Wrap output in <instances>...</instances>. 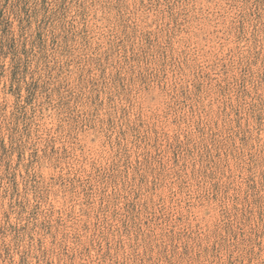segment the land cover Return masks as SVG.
I'll list each match as a JSON object with an SVG mask.
<instances>
[{
    "label": "clouds",
    "instance_id": "obj_1",
    "mask_svg": "<svg viewBox=\"0 0 264 264\" xmlns=\"http://www.w3.org/2000/svg\"><path fill=\"white\" fill-rule=\"evenodd\" d=\"M126 3L133 6V0ZM150 6L152 12L146 16L160 39L146 63L124 66L136 68L142 80L135 72L122 71L133 80H125L122 89L105 91L112 97L107 114L117 121L108 126L98 115L76 116L67 104L65 110L57 106L61 77L54 65L63 58L59 53L44 56V44L35 38V32L44 28L41 20L10 34L16 50L26 48L31 67L25 81L0 79V140L9 148L7 169L0 162V264H226L224 256L229 253L231 264L244 261L247 248L225 236L222 223H214L216 217L198 229L188 223L191 209L211 196L210 184L198 175L191 180L189 173L207 165L212 171L240 172L242 178L248 156L255 152L251 145L264 150V81L255 85L250 78L240 85L250 94L236 92L240 68L257 50L258 63L264 66V12L257 22L245 0H211L210 4L209 0H152ZM55 7V0H47L48 10ZM120 12L129 14L124 8ZM107 15L115 23L117 13ZM240 23L242 42L234 40ZM166 39L171 43L165 44ZM228 39L233 44L225 48ZM129 43L139 51L138 42ZM16 62L11 53L0 56V70ZM221 65L226 66L223 71ZM33 75L42 81L35 97L28 83ZM52 112L55 126L45 122L52 119ZM69 113L75 120L69 119ZM76 121L90 128L91 138L85 139ZM29 125L32 134L25 136L19 129ZM244 136L246 144L240 142ZM180 146L182 151L173 156ZM12 172L16 191L9 207L7 177ZM165 188L170 203L162 198ZM137 192L142 217L121 229V205ZM173 205L184 206L183 221H175ZM76 208L94 213L97 226L81 230L85 221ZM5 213L9 219H4ZM64 216L69 220L57 223ZM164 216L172 222L166 221L165 226L156 221L159 232L143 226V219ZM41 221L47 227L42 228ZM181 241L186 254L180 247L173 248ZM213 242L215 250L210 248Z\"/></svg>",
    "mask_w": 264,
    "mask_h": 264
},
{
    "label": "rangeland",
    "instance_id": "obj_2",
    "mask_svg": "<svg viewBox=\"0 0 264 264\" xmlns=\"http://www.w3.org/2000/svg\"><path fill=\"white\" fill-rule=\"evenodd\" d=\"M210 3L211 0H209ZM245 3L249 5L253 19L258 22L260 14L264 12V0H245ZM55 4L54 10H48L47 0H0V56L11 53L17 58V62L12 68L0 70V79L7 81L10 76L13 83L18 80H26L31 67L26 62V48L16 50V42L10 34L18 32L24 24L32 25L35 19H39L44 23V28L35 32V38L43 42L44 56L59 53V56L63 58L61 64L54 65V68L58 67V75L61 77V82L58 85L61 91L57 94L60 97L57 99V106L61 110H65L64 106L67 104L76 116H79L81 112L98 115L105 121V126L117 123L111 115L107 114L106 110V105L110 106L112 97H108L104 93L110 87L122 89L125 80L129 82L133 80L130 75H121L122 71L135 72L138 78L143 79V74L136 68L125 69L124 66L130 62L133 65L142 66L153 54V49L160 39L159 32L153 27L154 22L148 21L146 16L147 13L152 12L150 6L152 0H149L148 5H145L144 0H139L138 4L136 0H133L132 7L128 6L126 0H117L115 4L111 3V0H55ZM42 8L45 9L44 12L41 11ZM121 8H124L129 14L121 13ZM113 11L117 13L115 23L107 15ZM109 24H112V27H109ZM237 27L240 31L234 40L242 42L243 24L240 23ZM252 27L255 29L256 24H253ZM104 29L107 31L105 32ZM129 41L140 44L138 52L134 51L133 43H129ZM170 43V39L165 40V44ZM232 44L233 40L228 39L224 46L228 48ZM253 45H255V40ZM117 55H119V60L116 59ZM225 56H227L226 52ZM259 61L260 56L257 50L250 62H243L239 73L241 79L236 85L237 94L240 92L245 95L250 94L246 87L243 89L240 87L250 78L255 85L264 81V66L260 65ZM4 64H7L6 58ZM225 68V65H221L222 71ZM144 71L146 72L147 69L145 68ZM226 75L227 73H225ZM28 83L32 89L33 97H35L40 93L42 81L33 75ZM23 87L22 84L21 90ZM223 87L226 89L227 85ZM50 115L52 119L45 122L55 126L56 113L52 112ZM68 115L70 120H75V117L70 113ZM256 118L257 120L261 119L259 112H257ZM76 123L85 139L92 137L90 128H84L79 121ZM19 130L25 136L32 134L31 125L26 128L21 127ZM151 134L155 137L156 129H153ZM247 139V136L240 137V142L246 144ZM182 147L174 149L173 156L182 151ZM251 148L255 149V152L249 154L248 161L243 168L242 178L240 172H234L231 169L212 171L207 165L197 172L189 173L191 180H196L198 175L200 180L210 184L211 196L206 203L193 207L191 209L193 215L188 216L187 219L189 224L198 229L203 226L205 220L216 217L214 223H222L226 230L224 235L232 241H236L238 246L242 243L247 248L242 264H264V156L261 155L264 150L260 149L257 144H252ZM8 151V146L0 140V162L4 163L6 169ZM216 155L219 153L217 152ZM20 158V154L17 153L16 159ZM173 163H178V160L174 159ZM16 167L19 165L17 164ZM193 167L195 166L193 165ZM7 178L11 187L9 192V207H11V198L16 191L15 173H9ZM188 182L185 181V183ZM168 195V190L165 188L162 198L170 203ZM139 199L140 193L138 192L133 193L130 200L125 198L126 202L121 205L124 208V213L119 220L121 229H124L130 220L135 223L138 215L142 217L143 208H138L137 205ZM17 207H20L19 202H17ZM183 207V205L180 207L173 205L175 221L185 219ZM75 212L81 220L85 221L80 226L81 230L97 226V217L94 213L81 212L79 208H76ZM176 212H180V214L176 215ZM4 219H9L7 213H5ZM61 220L67 221L69 217H61L57 223H60ZM156 221H159L160 224H165L166 221L172 222L168 216L156 217L155 220L143 219V226L155 228L159 232ZM40 226L47 227L44 221H41ZM165 226L167 225L165 224ZM8 227L13 228V225H8ZM23 230L24 226H21L20 231ZM187 234L185 233V235ZM175 239L176 237L171 238V240ZM175 247H180L181 251L186 254L183 241L178 245L173 244V248ZM215 247L216 243L213 242L210 248L215 250ZM3 255L7 256V250ZM103 258L101 257V259ZM224 261L226 264H231L232 254L224 256Z\"/></svg>",
    "mask_w": 264,
    "mask_h": 264
}]
</instances>
